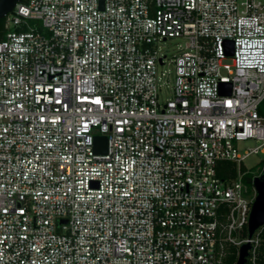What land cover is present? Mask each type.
Here are the masks:
<instances>
[{
	"label": "built area",
	"instance_id": "1",
	"mask_svg": "<svg viewBox=\"0 0 264 264\" xmlns=\"http://www.w3.org/2000/svg\"><path fill=\"white\" fill-rule=\"evenodd\" d=\"M12 12L0 264H228L244 243L245 264H260L264 224L247 232L259 174L240 165L264 153V0H21ZM223 161L235 177L217 175Z\"/></svg>",
	"mask_w": 264,
	"mask_h": 264
},
{
	"label": "water",
	"instance_id": "2",
	"mask_svg": "<svg viewBox=\"0 0 264 264\" xmlns=\"http://www.w3.org/2000/svg\"><path fill=\"white\" fill-rule=\"evenodd\" d=\"M21 0H0V19L4 18L5 15L12 12L15 4ZM15 14L14 12H12ZM16 15V14H15ZM22 17L20 15H17ZM23 18V17H22ZM228 55H232L233 43L227 41ZM229 85L222 87V93H229ZM95 151L97 153H105L106 151V138L104 136L95 137ZM253 186L256 190V197L251 207V212L248 220V236L251 237L254 231L264 224V173L255 176L253 179ZM250 245L244 243L239 247L238 257L236 264H245L246 257L248 256V250Z\"/></svg>",
	"mask_w": 264,
	"mask_h": 264
},
{
	"label": "rangeland",
	"instance_id": "3",
	"mask_svg": "<svg viewBox=\"0 0 264 264\" xmlns=\"http://www.w3.org/2000/svg\"><path fill=\"white\" fill-rule=\"evenodd\" d=\"M32 25L38 29L42 28V24L41 21H34L32 22ZM176 42L177 40L175 39H169L167 42H165L164 47L165 50L168 52L169 56L175 51V46H176ZM224 63H230L231 60L230 58H225L223 60ZM168 68H172V66L168 65L166 66ZM169 96L168 93L166 92H161L160 95V100H164L165 98H167ZM255 142L253 140H246L244 142H240L238 143V147L242 150L246 147H252L255 146ZM264 153H252L250 154L248 157H246L243 160V165L245 168V175L248 178L253 177L256 174H261L263 169H264Z\"/></svg>",
	"mask_w": 264,
	"mask_h": 264
},
{
	"label": "trees",
	"instance_id": "4",
	"mask_svg": "<svg viewBox=\"0 0 264 264\" xmlns=\"http://www.w3.org/2000/svg\"><path fill=\"white\" fill-rule=\"evenodd\" d=\"M9 28L6 27V18L0 19V39L4 36L6 31ZM264 162V161H263ZM264 164V163H263ZM245 168L244 165H240V171L244 172ZM264 173V169L262 171ZM217 175L221 177L222 179L228 180L230 178L235 177L236 175V164L229 161H223L220 162L217 166ZM244 179L247 180L248 177L245 175ZM246 233V232H245ZM258 255H259V263L264 264V231L261 235V242L258 247ZM237 260L236 252H233V254L230 256L228 260V264H233Z\"/></svg>",
	"mask_w": 264,
	"mask_h": 264
}]
</instances>
